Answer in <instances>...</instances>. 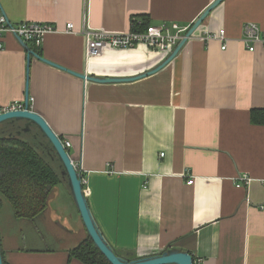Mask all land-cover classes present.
<instances>
[{"label":"crops","instance_id":"crops-1","mask_svg":"<svg viewBox=\"0 0 264 264\" xmlns=\"http://www.w3.org/2000/svg\"><path fill=\"white\" fill-rule=\"evenodd\" d=\"M212 1L0 0V15L11 23L56 28L39 48L28 46L62 67L35 56L28 63L15 35L4 34L0 107L24 102L28 69L30 109L70 142L92 215L121 256L172 248L189 252L193 264H264V124L250 119L263 108L264 48L250 51L242 41L246 22L264 29V0H223L169 63L145 77L98 83L69 72L112 78L151 70L176 45L167 52L106 46L86 58L81 31L122 34L140 18L187 30ZM220 30L222 43L200 38ZM57 189L42 224L52 242L35 226L30 238L8 230L0 242L7 264H84L69 257L84 226L55 204Z\"/></svg>","mask_w":264,"mask_h":264},{"label":"trees","instance_id":"trees-1","mask_svg":"<svg viewBox=\"0 0 264 264\" xmlns=\"http://www.w3.org/2000/svg\"><path fill=\"white\" fill-rule=\"evenodd\" d=\"M140 19L139 24L137 19L133 20L136 29L150 24L145 18ZM250 119L252 123L264 124V109L252 110ZM18 123L23 127V122ZM1 124L0 200L8 204L16 220L34 221L46 209L52 189L63 179L53 165L58 159L35 128L30 135L24 131L17 133L10 121ZM69 257L84 264H110L88 237L70 250ZM3 263L7 264L4 258Z\"/></svg>","mask_w":264,"mask_h":264},{"label":"water","instance_id":"water-1","mask_svg":"<svg viewBox=\"0 0 264 264\" xmlns=\"http://www.w3.org/2000/svg\"><path fill=\"white\" fill-rule=\"evenodd\" d=\"M223 0H213L207 8L197 17V19L191 24L187 29L184 37L176 44L171 53L155 68L143 72L136 76L131 77H96L89 76L85 73L72 72L70 73L80 77L81 79L87 81H93L98 83H115V82H128L133 81L152 73L157 72L163 68L167 63H169L177 54L182 45L187 41L189 37L192 36L193 32L197 27L203 22L207 17L209 12L220 4ZM1 8V6H0ZM4 15V13H2ZM6 17V16H5ZM8 20V19H7ZM9 21V20H8ZM17 40L20 42L22 47L27 52V62L29 63L30 56H35L38 59L47 62L53 66L61 67L58 64L50 62L49 60L43 58L38 53L34 52L28 43L24 42L19 36L15 35ZM62 68V67H61ZM26 78V90L24 97V108L22 110L7 111L0 114V124L5 121L10 122H23L24 126L22 130L24 132H30L33 128L38 130L42 137L45 138L49 144L53 154L57 157L60 166L62 168L61 175L67 182V186L70 191V195L74 202V205L79 213L80 219L84 226L87 237L92 241L94 246L103 255L106 261L110 264H193V256L187 251H180L177 249L168 248L162 250L161 252L150 254L147 256H142L138 258H127L125 256L119 255L115 252V249L111 244L105 239L103 233L101 232L99 226L97 225L90 207L85 196L83 189L81 174L77 172L73 166V161L68 153V150L64 148L61 143L60 137L51 129L47 121L37 112L30 109L29 106V93H28V69ZM0 264L3 263L2 248L0 244Z\"/></svg>","mask_w":264,"mask_h":264},{"label":"built area","instance_id":"built-area-1","mask_svg":"<svg viewBox=\"0 0 264 264\" xmlns=\"http://www.w3.org/2000/svg\"><path fill=\"white\" fill-rule=\"evenodd\" d=\"M138 24L140 22H137ZM66 32H73V24H66ZM56 31L53 25L47 23L21 21L11 23L4 15H0V48L3 46L2 36L4 34H13L19 36L24 42L32 43L36 48L40 47L43 37L49 32ZM186 28L180 27L176 22L170 25H151L140 29L133 27L130 31L122 34L108 33L102 29L86 28L81 31L85 38V57L96 56L106 47L113 48H131L136 45L152 46L160 52L170 51L185 35ZM193 37V35L191 36ZM189 37V38H191ZM224 30H220L218 34L206 31L203 40H218L221 43L224 39ZM242 41L248 50L253 51L257 44L264 48V29H261L254 22H246L242 28ZM225 47V43L221 48ZM24 103L16 100L10 104L0 107V114L7 111L22 110ZM264 109V102H263ZM62 145L68 150L70 142L61 140ZM163 155V154H161ZM73 161V160H72ZM73 166L80 174L82 169L80 165L73 161ZM82 184L85 180L81 177ZM241 181H248V177H241ZM193 178L187 180V184H191ZM264 183V182H263ZM195 261V260H194Z\"/></svg>","mask_w":264,"mask_h":264},{"label":"rangeland","instance_id":"rangeland-1","mask_svg":"<svg viewBox=\"0 0 264 264\" xmlns=\"http://www.w3.org/2000/svg\"><path fill=\"white\" fill-rule=\"evenodd\" d=\"M1 127H2V124H0V128ZM69 154L72 155V152L70 153V151H69ZM53 162H54L53 165L55 166V169H56L58 175L61 176L62 168L60 166L59 161L54 160ZM56 187L58 188L57 190H58L59 196H58L55 204H58V203L59 204H63V208L69 210L71 212L72 216L74 217V219L72 217V223H75V226L78 225L80 227L81 226V219H80L79 213H78V211H77V209H76V207L74 205L72 197L70 195V191H69V188L67 186L66 180L64 178L63 179L61 178L60 182L56 185ZM53 190L54 189H52V191ZM52 193L53 192H51V195H52ZM53 207H55V205H53ZM11 215L12 214L10 213V209L8 207V204L4 200H0V242L5 241V234L8 233V230L9 231H11V230L12 231H16V226L18 225V223L17 222H14V223L12 222V216ZM43 221H44V218H43ZM39 228H40V230L42 232V233L41 232L40 233L45 235V237L47 238V241L48 242H52L51 234L47 232L45 227L41 224V226ZM35 231H36V229L34 227H32V226L28 227V226L24 225L23 227H21L20 233H22V236L25 235L26 237L30 238V237L36 235ZM81 231H82V229H81ZM82 233H83L82 234L83 237H82L81 240L87 238V236L85 237V235H84L85 232L82 231ZM9 235H10V232H9ZM35 240H36L35 242L39 241V240L37 241V238ZM41 242H43V241H41ZM27 244L31 245L29 243V241H27ZM44 244H45V242H43V244L39 243L38 245L39 246H44ZM77 244H75L74 246H76ZM53 245H56V244H53Z\"/></svg>","mask_w":264,"mask_h":264},{"label":"flooded vegetation","instance_id":"flooded-vegetation-1","mask_svg":"<svg viewBox=\"0 0 264 264\" xmlns=\"http://www.w3.org/2000/svg\"><path fill=\"white\" fill-rule=\"evenodd\" d=\"M24 126V125H23ZM11 128H15V130L17 131V133H22L23 132V130H22V126L18 123V122H11ZM17 128V129H16ZM32 131V130H31ZM29 134L30 135H33V132L31 133V132H29ZM54 159V158H53ZM9 207V206H8ZM10 208V207H9ZM11 213V212H10ZM13 214V213H12ZM12 216V222L14 223V222H17L18 223V225L16 226V230H18V229H21V227H23L24 225H26V226H28V227H31V226H35V228H38V230L37 231H39V232H41V230H40V226H41V224H43V218H44V212L43 213H41V214H39L38 215V217H36V219L34 220V221H31V220H21V219H18V220H16L15 218H14V216L13 215H11ZM11 221V220H10ZM14 233L15 231H10V233ZM42 233V232H41ZM21 235H22V233H21Z\"/></svg>","mask_w":264,"mask_h":264}]
</instances>
